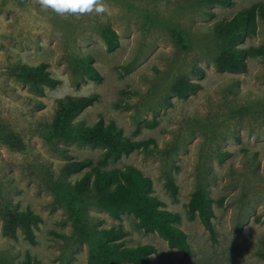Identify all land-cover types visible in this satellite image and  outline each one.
<instances>
[{
  "label": "rangeland",
  "instance_id": "374dc122",
  "mask_svg": "<svg viewBox=\"0 0 264 264\" xmlns=\"http://www.w3.org/2000/svg\"><path fill=\"white\" fill-rule=\"evenodd\" d=\"M97 2L105 11H95ZM259 2L264 0H234L232 6L204 0H94L91 11L59 12L45 0H0V124L11 125L25 143L19 151L0 142V261L30 253L46 264H88L89 245L78 238L52 186L91 170L65 172L64 151L96 164L105 148L59 143L65 147L59 150L42 127L59 99L98 93L99 101L77 119L93 124L103 116L132 140L156 144L111 160L103 169L132 164L151 177L164 207L181 215L179 227L192 253L185 256L158 233L144 232L133 214L113 218L90 204L99 226L123 227L129 246L154 244L153 264H264V22L260 19L256 33L239 45L258 51L248 57L245 72L216 69L222 41L214 31L218 20ZM104 28L118 35L114 51L107 49ZM86 55L93 57L103 80L86 78L76 85L72 68L77 57ZM20 62H46L60 83L37 93L10 73L9 66ZM197 67L204 77L194 74ZM179 78L200 82L201 88L182 98L172 91ZM154 119L156 127L140 128ZM168 174L178 185L176 197L166 188ZM198 187L214 199L215 238L198 216H189L187 204ZM7 204L42 217L37 244L28 242L21 228L15 235L3 231Z\"/></svg>",
  "mask_w": 264,
  "mask_h": 264
},
{
  "label": "trees",
  "instance_id": "16d2710c",
  "mask_svg": "<svg viewBox=\"0 0 264 264\" xmlns=\"http://www.w3.org/2000/svg\"><path fill=\"white\" fill-rule=\"evenodd\" d=\"M25 3L28 0H18ZM208 5L232 6L234 0H204ZM264 22V2L238 11L231 19L218 20L214 25L216 35L221 39L222 46L216 57V69L220 72H245L248 69V57L255 55V49H246L239 45L246 38L257 31L259 20ZM174 35L181 42L184 36L181 31L175 30ZM102 36L109 51L120 46L117 33L112 28H104ZM93 57L79 56L75 59L72 68L74 83L86 78L102 82L103 76L93 65ZM10 73L17 79L29 83L39 94H44L45 87H55L60 80L52 76L48 64L41 62L34 66L27 63H15L9 66ZM197 77H204L202 68H195ZM201 88V83L179 78L173 85L172 91L182 98H187ZM100 95L68 96L58 100V106L51 115V121L43 125L46 140L57 146L59 143H78L105 148L101 160L95 164L91 158L75 159L68 155L64 146H57L67 156L63 164L65 172H81L86 168L83 176L75 181H54L52 189L57 199L67 208L70 219L78 238L89 245L88 264H153L152 255L157 248L151 243H142L134 246L126 244L128 231L123 227L99 226L89 211L93 204L106 211L113 218H120L122 214H133L139 219V226L146 233H158L171 248H176L188 256L192 253V246L188 241L187 233L179 227L181 215L164 207V203L154 194L153 180L146 176L135 165H127L106 171L111 160L124 155H130L136 150L149 151L156 147L153 139L134 141L125 135L123 129L115 120L107 121L101 116L93 124H87L77 119L88 107L99 101ZM158 125L157 119L140 125V128H154ZM140 128L138 130H140ZM0 142L8 147L23 151L25 143L22 135L7 123L0 124ZM229 153L221 154V158ZM166 188L176 197L178 185L173 175L168 174ZM214 199L204 187L193 191L187 204L191 219L199 217L212 238L216 236L213 219L215 217ZM5 223L3 231L15 235L17 228L24 232L25 239L31 244H37L36 227L42 217L30 209H19L10 204L4 207ZM96 221V222H95ZM264 257V253L262 254ZM0 264H46L40 259L27 253L24 259Z\"/></svg>",
  "mask_w": 264,
  "mask_h": 264
},
{
  "label": "clouds",
  "instance_id": "9594fccd",
  "mask_svg": "<svg viewBox=\"0 0 264 264\" xmlns=\"http://www.w3.org/2000/svg\"><path fill=\"white\" fill-rule=\"evenodd\" d=\"M45 3L51 4L57 11L64 12L66 10L72 11H91L93 9L94 0H45ZM95 11L101 13L105 11L102 4H95Z\"/></svg>",
  "mask_w": 264,
  "mask_h": 264
}]
</instances>
